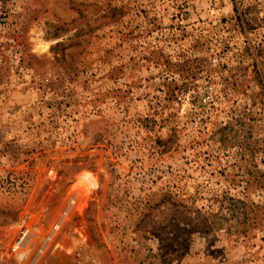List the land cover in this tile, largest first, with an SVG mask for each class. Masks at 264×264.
Here are the masks:
<instances>
[{"label":"rangeland","instance_id":"1","mask_svg":"<svg viewBox=\"0 0 264 264\" xmlns=\"http://www.w3.org/2000/svg\"><path fill=\"white\" fill-rule=\"evenodd\" d=\"M0 264H264V0H0Z\"/></svg>","mask_w":264,"mask_h":264}]
</instances>
